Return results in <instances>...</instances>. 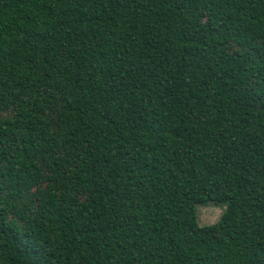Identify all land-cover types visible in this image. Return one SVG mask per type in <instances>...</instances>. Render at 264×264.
<instances>
[{
  "label": "trees",
  "instance_id": "trees-1",
  "mask_svg": "<svg viewBox=\"0 0 264 264\" xmlns=\"http://www.w3.org/2000/svg\"><path fill=\"white\" fill-rule=\"evenodd\" d=\"M0 264H264V0H0Z\"/></svg>",
  "mask_w": 264,
  "mask_h": 264
},
{
  "label": "rangeland",
  "instance_id": "rangeland-1",
  "mask_svg": "<svg viewBox=\"0 0 264 264\" xmlns=\"http://www.w3.org/2000/svg\"><path fill=\"white\" fill-rule=\"evenodd\" d=\"M225 208L210 204L205 207H200L198 209V218L201 226H212L217 224L222 215L224 214Z\"/></svg>",
  "mask_w": 264,
  "mask_h": 264
}]
</instances>
